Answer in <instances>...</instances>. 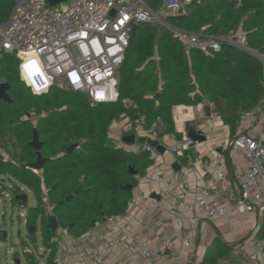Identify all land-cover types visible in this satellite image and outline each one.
Returning a JSON list of instances; mask_svg holds the SVG:
<instances>
[{
	"label": "trees",
	"instance_id": "obj_1",
	"mask_svg": "<svg viewBox=\"0 0 264 264\" xmlns=\"http://www.w3.org/2000/svg\"><path fill=\"white\" fill-rule=\"evenodd\" d=\"M146 3L156 12L163 0ZM14 5L15 0H0V26L8 20ZM187 7L195 11L184 14L183 9L179 15L169 16L167 23L186 32L215 37L240 29L251 52L224 45L218 54L205 55L186 49L169 35L157 42L158 32L152 25H140L118 73L117 101L94 108L84 95L57 88L32 95L19 79L17 59L1 54L0 77L9 85L10 101H0V141L8 127L16 124L21 160L19 164L6 160L0 142V198L10 192L3 182L32 193L34 208L27 207V200H16V194L11 202L27 209L26 228L32 242L35 234L28 229L39 226L45 264H55L56 234L47 227L48 215L55 216L59 229L79 238L104 219L125 213L131 192L124 187L134 188L137 176H143L153 163L149 153L134 154L109 145L108 128L114 120L122 116L137 118L145 131L159 121L162 136L173 135L180 140L172 108L207 101L234 134L241 113L260 102L263 63L256 54L264 56V0H190ZM31 116L37 118L35 125ZM33 131L43 143L40 153L47 160L39 174L24 166L36 161L37 153L29 145ZM72 145L77 147L67 154ZM129 169L136 175L132 176ZM79 188V195L57 206ZM257 235L264 238V218ZM223 248L214 241L211 250L219 254ZM26 260L33 259L26 254Z\"/></svg>",
	"mask_w": 264,
	"mask_h": 264
},
{
	"label": "built area",
	"instance_id": "obj_2",
	"mask_svg": "<svg viewBox=\"0 0 264 264\" xmlns=\"http://www.w3.org/2000/svg\"><path fill=\"white\" fill-rule=\"evenodd\" d=\"M186 1L182 5L179 0H163L155 12L146 0H68L56 7L48 0H15L0 26V55L17 59L19 79L32 95L57 88L84 95L94 108L118 99V73L134 25L164 24L172 39L205 55L218 54L224 45L251 52L240 29L215 37L169 25L167 18L179 15L190 3ZM256 56L263 63L262 98L241 113L238 125L244 129L222 147L247 163L243 178L232 180L223 157L212 153L203 162L199 193L185 204L181 194L190 167L181 166L177 177L161 181L159 201L142 193L132 195L125 213L104 219L79 238L58 230L53 238L55 264H113L114 253L131 264H264V238L257 235L264 218V132L257 126L264 114V56ZM155 137L154 132L151 138ZM178 143V150L167 152L182 157L196 151L186 134ZM144 151L155 152L146 144ZM159 181L155 174L148 177L151 184ZM139 204L140 214H130ZM234 218L253 221L251 233L221 238V258L213 261L207 257L211 239L203 236L202 227L223 223L231 230ZM154 231L156 242L148 236Z\"/></svg>",
	"mask_w": 264,
	"mask_h": 264
},
{
	"label": "crops",
	"instance_id": "obj_3",
	"mask_svg": "<svg viewBox=\"0 0 264 264\" xmlns=\"http://www.w3.org/2000/svg\"><path fill=\"white\" fill-rule=\"evenodd\" d=\"M186 2L187 1L185 0L184 3ZM187 5H185L184 9L187 8ZM172 118L174 122L175 131L179 133L181 136L183 134L187 135L190 129L194 130L196 133H200L203 135L204 140L195 144L196 147L195 152H193V150H190L188 154L186 153L182 157H178L175 153L170 154L169 152H167V150L170 148H174L178 150L180 147L178 142H180L181 139L176 140L173 135L162 136L161 135L162 132H160L161 123L159 121L154 125L153 129L149 131H145L142 126V121L138 120L137 118L132 120L127 116H122L117 119L118 142H109V145L111 147L116 149H122L126 152H131V150H135L137 152H135L134 154H140L142 152H145L144 151L145 144L139 143L138 140L141 138H146V139L151 138L150 131H153L156 134V137L154 139H157L159 135L162 136V138L159 141V144L166 148V152L162 156L157 154L156 152H151V153L146 152L149 153L150 158L153 159V163L151 166H149L146 169L143 176L141 177L137 176L138 178L137 184L134 188H132L131 196L140 193L150 197L154 195L158 197V200H156L155 198L153 199L159 201V198L162 195L164 189L161 181L167 178L177 177L179 175L178 174L179 171L174 172V170L172 169V165L177 164L179 167L181 166L190 167V174L186 180V184L182 191L181 200L185 204L192 203L195 196H197L200 190V184H201L200 180L203 174V162L205 158L207 156H210V154L212 153H220V155L223 157L224 167L227 173L232 178V180L240 181L243 178L244 172L247 168V163L239 156L236 158L231 157L229 151L224 150L222 148L227 142H229L230 140H232V138H234L237 131L244 129L243 126L238 125L235 129L234 134H231L229 127L222 123L220 117L215 112L214 107L207 101H204L195 106H183V105L174 106L172 108ZM115 121L116 120H114L110 124V126L113 125ZM257 122H258L257 126L259 130L264 132V114L260 119H258ZM159 124H160V128H158ZM111 128L112 127L108 128V135H107L108 138L112 137L114 131V129ZM122 130H124L125 133H122ZM130 135H133L135 137L134 145H128L123 142V138L125 136H130ZM153 174L157 175L160 180L156 184H151L148 182V177ZM142 207L143 206L139 204L136 207L131 208L130 214L139 215L140 209ZM46 208L49 211L51 209V207L47 203H46ZM217 225L218 227L215 225H214L215 227L209 225L202 227L203 236H206L207 238L211 239V247L214 241L221 243L220 242L221 238L227 241L228 239L231 238V236H235L237 238L242 237V235H239L238 233L237 234L233 233L232 229L230 230L228 227L226 229V226L223 223H217ZM58 230L65 231L59 228ZM139 230L140 229H137L136 231ZM65 233L67 234L66 231ZM157 235L158 233L156 231L152 232L151 234L150 233L148 234V236L152 238L154 242L157 241L156 239ZM211 247L208 250V253H212L217 256H219L222 253L221 251L218 254V252L211 250ZM112 262L113 264H131V263H127L118 253H114Z\"/></svg>",
	"mask_w": 264,
	"mask_h": 264
},
{
	"label": "rangeland",
	"instance_id": "obj_4",
	"mask_svg": "<svg viewBox=\"0 0 264 264\" xmlns=\"http://www.w3.org/2000/svg\"><path fill=\"white\" fill-rule=\"evenodd\" d=\"M184 1L185 0H179V3L183 5ZM2 81L3 80L0 77V83ZM23 120H25V118H23ZM36 120L37 118L35 116H31L30 121L33 125H35ZM15 127L16 124L12 127H8L4 138L0 141L2 148L1 152H3L6 160H13V162L19 164L21 160L20 148L17 145L18 141L14 133ZM110 127H112L111 129H114V131L112 137H107V142H118V120H116ZM122 133H125L124 130H122ZM38 162H40V160H38ZM24 166H28V164ZM32 166L34 167V164L31 165V167ZM33 167L29 170L39 174V171ZM2 184L5 188H8L10 192L5 193L3 197L0 198V264H45L42 236L40 230H38L39 226L36 229V233H34V242H32L26 228L25 217L27 209H22L20 205L18 206L11 202V196L13 194H24L27 197V207L34 208L36 206L35 198L28 189L22 186L16 188L10 182H3ZM231 222L233 233H238L242 236H248L251 233L253 221L248 218H234L231 219ZM215 225L218 227L217 224ZM1 233H6V236L3 238ZM26 254L31 256L33 260L28 262L26 260ZM214 255L215 254L208 253L207 257L213 261L221 258L220 256Z\"/></svg>",
	"mask_w": 264,
	"mask_h": 264
},
{
	"label": "water",
	"instance_id": "obj_5",
	"mask_svg": "<svg viewBox=\"0 0 264 264\" xmlns=\"http://www.w3.org/2000/svg\"><path fill=\"white\" fill-rule=\"evenodd\" d=\"M67 1L68 0H48V3H49V5L51 7H56L57 5L62 4V3H66ZM193 11H195V8L187 7V8L184 9V14H190ZM112 15H114V12H112ZM152 27H153L154 30H156L158 32L157 37H156V41L157 42H159L161 40V38L163 36H165V35L171 36V31L164 24L158 23V24L152 25ZM137 28H138V26H136V25L132 26V32H131L130 40L133 38ZM0 58H1V55H0ZM8 90H9V85L7 83H5V82H1L0 83V101H3V102H9L10 101L9 96L7 94ZM207 112H208V110H207ZM158 128H160V124L158 125ZM153 133H154L153 131H150V135L153 134ZM187 135L194 142V144L199 143V142L204 140V137H203L202 134L196 133L192 129H190L188 131ZM161 138H162L161 135H159L157 137V139L141 138V139L138 140V142L148 145L157 154L162 156L166 152V148L159 144V141H160ZM123 142L125 144H128V145H134L135 144V137L133 135L125 136L123 138ZM29 145H30L31 148H33L36 151L37 157H36V161L34 163L28 164V166H25V168L32 169L33 166L31 167V165L34 164L33 168L36 169L37 171H40L42 169L43 164L47 160L44 159L42 157L41 153H40V151H41V149L43 147V143L39 141V138H38V135H37L36 131H33V138H32V141L29 143ZM76 147H77V145L70 146L69 148H67L66 153L70 154ZM38 160H40V162H38ZM35 163H37V164H35ZM172 169L174 170V172H178L180 167L177 164H173L172 165ZM129 172H130V174L132 176L136 175V172L133 171L132 169H129ZM124 190L127 191V192H131L132 191V186H126V187H124ZM81 192H82L81 188L75 190L72 195L66 197L63 201L58 202L57 206H60V205H62L64 203H68L72 199V197L79 195ZM151 197L155 198L156 200H158V197H156L154 195H152ZM16 200H20V201H22L24 203V202H26L27 197H26V195H19V196H16ZM47 219H48V226H47L48 229L52 233H55L58 230V228H59L55 216L50 214V215H48ZM28 231L30 233H35L36 228L28 229ZM2 235L4 237L6 235V233H3Z\"/></svg>",
	"mask_w": 264,
	"mask_h": 264
}]
</instances>
